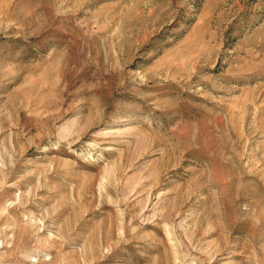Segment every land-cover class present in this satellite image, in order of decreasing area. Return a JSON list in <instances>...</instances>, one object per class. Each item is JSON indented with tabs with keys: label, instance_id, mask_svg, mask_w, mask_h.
I'll list each match as a JSON object with an SVG mask.
<instances>
[{
	"label": "rangeland",
	"instance_id": "obj_1",
	"mask_svg": "<svg viewBox=\"0 0 264 264\" xmlns=\"http://www.w3.org/2000/svg\"><path fill=\"white\" fill-rule=\"evenodd\" d=\"M0 264H264V0H0Z\"/></svg>",
	"mask_w": 264,
	"mask_h": 264
}]
</instances>
